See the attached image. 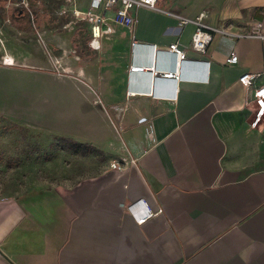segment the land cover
I'll return each instance as SVG.
<instances>
[{"label":"crops","instance_id":"crops-1","mask_svg":"<svg viewBox=\"0 0 264 264\" xmlns=\"http://www.w3.org/2000/svg\"><path fill=\"white\" fill-rule=\"evenodd\" d=\"M74 2L85 11L90 0ZM25 4L7 19L0 14V118L49 128L44 111L35 118L34 100H48L50 85L36 84L33 73L52 65L55 47L81 86L58 88L52 125L102 152L109 166L71 186L0 188L9 200L0 202V264H264V114L250 126L256 108L238 83L253 73V85H264V0H160V10L190 20L205 13L203 22L224 32L205 54L189 49L193 24L178 28L149 9L133 14L131 28L114 25L96 50L82 22L89 54L124 48L123 76L111 92L109 76L80 65L89 54L69 58L63 37L35 27L37 13H56L59 4ZM256 23L262 38L247 37ZM173 43L185 52L181 62L168 51ZM230 54L237 63L222 64ZM132 64L145 71L131 74ZM153 66L179 67L185 79L153 78ZM137 202L158 214L137 224L129 209Z\"/></svg>","mask_w":264,"mask_h":264},{"label":"rangeland","instance_id":"rangeland-1","mask_svg":"<svg viewBox=\"0 0 264 264\" xmlns=\"http://www.w3.org/2000/svg\"><path fill=\"white\" fill-rule=\"evenodd\" d=\"M23 1L31 4L32 0H0V14L7 19L11 12L25 10ZM51 1L66 8L75 5V0ZM78 1L80 4L85 2ZM57 11L49 12L50 15L37 13L34 16L35 27H41L37 23L43 24L46 36L63 37L68 43L66 53L69 58L74 53L89 54L83 50L85 33L82 22L69 14L58 15ZM52 50L53 54L50 52L49 55L52 65L47 69L35 68L33 73L35 83L43 80L50 85L48 100L38 97L34 100L35 118H40L37 113L44 111L46 120L50 123L49 128L43 130L41 125H21L0 118V188L5 191L24 188L29 184L43 187L71 186L83 178L100 174L109 166L102 152L89 144L75 145L77 142L61 137L56 126L52 125L53 121L56 124L58 88L81 86L75 74L65 68L64 52H58L55 47ZM106 53H112L113 57L110 60L102 59ZM80 65L93 66L92 73L95 77L109 76L112 79L111 84L105 86L111 92L113 84L119 83L123 76L124 48L121 44L112 50L104 47L100 54L81 57Z\"/></svg>","mask_w":264,"mask_h":264},{"label":"built area","instance_id":"built-area-1","mask_svg":"<svg viewBox=\"0 0 264 264\" xmlns=\"http://www.w3.org/2000/svg\"><path fill=\"white\" fill-rule=\"evenodd\" d=\"M159 1L160 0H90L88 8L85 11H80L74 5L72 7L70 6V8L61 6L57 9V14L61 16L69 14L75 20L88 24L90 30V40L88 45L91 49L95 50L100 48L101 38L113 32L114 25H121L131 28L136 23V19L133 14L141 8L149 9L175 18L177 20L178 28H182L188 24H193L195 26V30L191 36L189 49L197 54H205L213 39L214 33H224L222 30L209 27L203 22L206 17L205 13H201L194 20H190L172 12H165L158 9L157 5ZM23 3L24 2H22V4ZM24 7L27 8L28 5L24 3ZM108 11L112 12V15L109 17L106 16ZM28 12L30 13V11ZM260 27L261 24L256 23L254 29L245 35L247 37L262 38L258 32ZM135 44L136 43L133 42L132 46ZM168 51L175 55L179 62L184 60L185 52L178 46L177 43L170 44L168 46ZM5 62H7L6 59L3 61V63ZM221 63L236 64L237 56L235 54L227 55L223 58ZM145 68V66L132 64L129 67V72L131 74H140L145 71ZM149 69H151L149 72L152 74L153 78H161L163 80H180L178 76L179 67L174 72H159L155 66ZM258 77L259 74L244 73L238 78V83L246 90L251 91L252 101L250 103L254 104L256 108L253 121L250 124V126L253 128L257 125L264 114V85H253L255 79ZM149 94H154V90L151 89ZM144 121L145 118L140 119V122ZM116 168L119 169V167ZM8 201L9 200L7 197L0 198L1 203ZM136 205H138V211L133 210ZM129 209L137 224H143L149 218L158 214V212L152 213L147 208H144L143 204L140 202L131 205Z\"/></svg>","mask_w":264,"mask_h":264},{"label":"bare ground","instance_id":"bare-ground-1","mask_svg":"<svg viewBox=\"0 0 264 264\" xmlns=\"http://www.w3.org/2000/svg\"><path fill=\"white\" fill-rule=\"evenodd\" d=\"M178 76H179V79H185V78H183V77L180 75V69L178 70Z\"/></svg>","mask_w":264,"mask_h":264},{"label":"trees","instance_id":"trees-1","mask_svg":"<svg viewBox=\"0 0 264 264\" xmlns=\"http://www.w3.org/2000/svg\"><path fill=\"white\" fill-rule=\"evenodd\" d=\"M75 145H78V146H79V145H81V144H79V143H76Z\"/></svg>","mask_w":264,"mask_h":264}]
</instances>
